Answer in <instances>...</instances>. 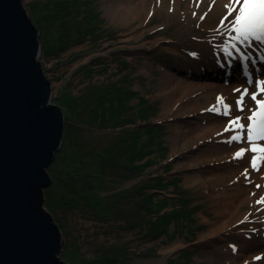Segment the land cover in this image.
<instances>
[{"label":"rangeland","instance_id":"374dc122","mask_svg":"<svg viewBox=\"0 0 264 264\" xmlns=\"http://www.w3.org/2000/svg\"><path fill=\"white\" fill-rule=\"evenodd\" d=\"M61 1L62 4L57 0H24L41 31L39 59L52 80V102L66 115L64 143L57 156L62 157L68 146L72 149L76 144L84 155L81 153V159L73 161L84 166L83 172L98 174L92 172L93 164L101 168L99 176H87L84 180L105 197L103 206L108 208L98 215L100 208L92 201L74 197L75 191L71 194L58 184L53 199L45 191V208L64 237L61 258L68 264H104L99 263L101 258L111 255L115 256L112 264H228L224 252L229 245L239 244L241 238L223 232L215 238L200 240L202 230L208 226L206 218L217 217L212 212L213 201L206 186L187 182L179 153L174 152L173 128L177 124L189 128L194 114L170 117L163 112L162 68L183 72L185 65L190 64L193 50L198 49L199 55L208 51L203 46L206 43L191 44L199 35L191 34L190 28L199 23L193 20L179 24L169 18L166 3L172 7L176 0H160L161 8L148 18L143 14L131 26L116 23L107 13L110 0ZM194 1L180 0L181 12H186ZM143 20L147 21L146 37H153L148 29L160 30L159 44L147 51L143 41L128 40L126 36ZM91 24L96 26L94 32H88ZM176 29L180 31V40L174 38ZM171 42L176 47L169 46ZM252 67L247 71L244 68L243 73H255L258 65ZM190 72L201 80L216 75L217 80L224 76L226 81L230 72L238 76L240 68L202 65ZM111 81H122L132 91L122 101H107L104 105L103 99L99 118L92 120L96 112L93 107L100 101L94 96ZM255 81L256 78L247 85L254 87ZM238 94L237 90L230 93L233 102ZM201 102L206 100L201 98ZM113 108L119 115H115ZM246 113L236 109L233 115ZM149 123L154 126H148ZM123 139L129 142L126 153H135L134 161L123 159L127 154L123 158L116 154L115 160L99 157H104L107 149L120 152ZM57 158L48 168L55 180L59 177ZM128 166L136 167V171ZM65 181L70 183L68 177ZM62 192L66 194L61 195ZM66 198L75 200L67 203ZM242 210H249V216L241 229L255 232L257 249L264 253V239L257 231L262 229L264 212H254L249 206ZM166 212L168 216L161 218Z\"/></svg>","mask_w":264,"mask_h":264},{"label":"bare ground","instance_id":"6f19581e","mask_svg":"<svg viewBox=\"0 0 264 264\" xmlns=\"http://www.w3.org/2000/svg\"><path fill=\"white\" fill-rule=\"evenodd\" d=\"M179 2L180 0H176L172 7L166 3L170 12L169 18H173L179 24L193 20L198 22L199 24L190 28L191 34L199 35L194 39L196 42L191 40V44L196 45L199 43L197 41L206 43L207 45L203 46H207L208 51L199 55L196 53L198 49L193 50L194 53H190L193 60L191 59L188 66L185 65L183 72L171 67L162 68L163 112L170 117L194 114L189 128L183 129L184 126L181 124L173 128V142L174 152L179 153L178 160L183 165L181 171L187 182L206 186L208 197L213 201L212 212L217 217L214 220L206 218L208 226L202 230L200 240L215 238L223 232L228 233V236H238L241 238L240 243L229 245L226 253L224 252L223 258L227 263L264 264V253L257 249L255 232L241 229L243 221L249 216V210H242L243 207L249 206L254 212H264V203H257L264 196V161L257 160V170L251 167V157L254 153L247 152L242 159L234 158L238 149L241 147L247 149L248 144L244 141L229 142L233 133L225 131L229 121L235 117L233 112L238 109L236 105L242 92L245 89L257 92L256 82L264 80V42L252 40L240 43L232 39L236 33L229 31L231 28L229 21L233 19L235 13L225 19L228 11L226 5L230 0H195L188 6L186 12H181ZM161 4L160 0H153L151 4L149 0H110L107 13L116 23L131 26L143 14L148 18L162 7ZM146 24L147 21L143 20L126 35L129 37L128 40L135 38L143 41L145 51L159 44L161 39L159 28L148 29L153 37H146ZM141 28L142 32L139 31ZM180 37V31L176 29L175 40ZM233 43L247 56L246 60L231 47ZM169 46L176 47L172 42ZM184 52L187 54V50ZM229 52L231 55H228ZM256 64L257 78L255 86L251 87L247 85L249 82L243 73V66ZM202 65L227 69L238 67L240 72L238 76L230 72L226 81H223L224 76H219L217 80L216 75L201 80L190 71ZM234 90H239L235 102L230 96ZM226 95L229 97L224 98ZM201 98H204L206 103L203 104ZM218 98H223L219 105L221 109L223 104L231 106L230 115L208 110L217 105ZM258 99H264V94L258 96ZM243 105L247 113L239 116L243 118L241 122L246 124L248 123L246 117L251 114L249 109L255 108L256 105L250 96H245ZM259 143L264 144V141ZM198 161L203 162L204 166L199 165ZM245 169L248 170L247 174ZM257 231L264 239V220L262 229Z\"/></svg>","mask_w":264,"mask_h":264},{"label":"water","instance_id":"95a60500","mask_svg":"<svg viewBox=\"0 0 264 264\" xmlns=\"http://www.w3.org/2000/svg\"><path fill=\"white\" fill-rule=\"evenodd\" d=\"M40 37L24 0H0V264H68L45 208L66 115L52 102Z\"/></svg>","mask_w":264,"mask_h":264},{"label":"snow or ice","instance_id":"6c2138e0","mask_svg":"<svg viewBox=\"0 0 264 264\" xmlns=\"http://www.w3.org/2000/svg\"><path fill=\"white\" fill-rule=\"evenodd\" d=\"M226 7L228 11L225 19L235 13L233 19L229 21L231 25L229 31L236 33V35L232 37L233 40L240 43L252 40L264 42V0H230ZM231 47L235 49L237 53H240L242 59H247V56L240 52V49L237 48L235 43L231 44ZM228 55H231V52H229ZM249 83H252L251 79ZM256 87L258 89L257 92H249L248 89H245L236 105L240 111H243L245 96H250L251 100L255 102L256 107L249 109L251 114L246 117L248 123H242L241 121L243 118L236 116L229 121V125L225 129V131L233 133L229 142L244 141L248 144L247 149L243 147L238 149L234 158L242 159L247 152L254 153L251 157V167L253 169H257V160L264 161V144L259 143L260 141H264V99H258V96L264 94V80L257 81ZM222 99L223 98H218L217 105L208 110L216 111L223 115H230V105L223 104V109L219 106ZM247 172L248 170L245 169V174H247ZM257 187L262 186L257 185ZM257 203H264V196H262Z\"/></svg>","mask_w":264,"mask_h":264},{"label":"trees","instance_id":"16d2710c","mask_svg":"<svg viewBox=\"0 0 264 264\" xmlns=\"http://www.w3.org/2000/svg\"><path fill=\"white\" fill-rule=\"evenodd\" d=\"M56 3H61L62 4V1L61 0H57ZM61 10H62V8H61ZM93 25L94 24H91V25L88 26V32H90V31L94 32L95 31L96 26L93 27ZM61 39L63 40V37H61ZM63 41H62V43H63ZM101 90L102 91L98 92L94 96V97H97L100 101L98 103H96L95 106L93 107L96 110L97 113L96 112L93 113V119L92 120H95V119L99 118L98 117V111L99 110H103V108H102L103 99H104V105H106L107 101H109L110 103H112V101H115V100L122 101L124 96L126 95V93L132 91L128 87L126 88L125 84L122 81H111V83L108 84L106 86V88H103V89L101 88ZM77 101H78V104H80V100H77ZM74 106L77 107L76 104H74ZM105 111H107L106 108H105ZM114 112L116 113L115 115H119V113H120V112L117 111V109H114ZM121 145H122V147H121V151L120 152H118V150L115 151V149H107V150L104 151V154L106 152L104 157H103V155H100L99 157L104 158V159L105 158L106 159H110V160H115L114 156L116 154L119 156V158L125 157L126 154H127L126 153L127 151H125V148L129 145V142L127 140H124L121 143ZM138 150H139V148H138ZM66 151H67L66 154L63 155L62 157L56 155V158L58 157L57 158L58 161H56L55 164H57V166H58V175H59V177L56 178V180H55V178H53L54 179L53 180L54 181V183H53L54 185H52V187L49 190H45L48 193V198H50V199L54 198L53 194H54V192L56 190V188H55L56 184H58V186L68 189L69 193H71L72 191H75L74 192L75 194H73L74 197H79L81 200L82 199H85V200L89 199L88 203H91V201H92V204H94L96 206V208H98V207L100 208V210L98 212V215H102L108 209V208H104V206H103V200L105 199V197L101 193L92 190L89 187V185L86 182V180H84L85 177H87V176H89V177H97V176H99V172H100L101 168L98 167L97 164H93L92 172H96L98 174H92L91 175L90 173L83 172L85 170V168H83L84 166H78L77 163L75 161H73V158H74V160L81 159L80 155H81L83 150L77 149L76 144H75V147L72 148V149L68 146V149ZM82 154L84 155V153H82ZM119 158H116V159H119ZM123 159H129V161H134L135 153L134 152H131V153L129 152L127 154V157L123 158ZM127 168L130 169L131 171H136L135 170L136 167H135V169H134L133 166H128ZM94 169H95V171H93ZM66 177L69 178L70 183H65L66 182L65 181ZM75 183H79L78 186ZM92 187H94V186H92ZM81 188H83L84 191L80 190ZM85 191H87V192H85ZM64 194H66V193H63V192L61 193V195H64ZM93 194H95L96 196H94ZM61 195H60V197H63ZM94 198H95V200H93ZM66 199H67L66 200L67 203H71V201L73 202V200H75V199H68V198H66ZM50 202H52V201H50ZM181 211H184V210H181ZM178 215L179 214H176V216H178ZM166 216H168L167 212L164 213L161 216V218L162 217H166ZM114 257H115L114 255H111L110 258H109V256H103L101 258L102 261H100L99 263L112 264V262L114 260Z\"/></svg>","mask_w":264,"mask_h":264}]
</instances>
